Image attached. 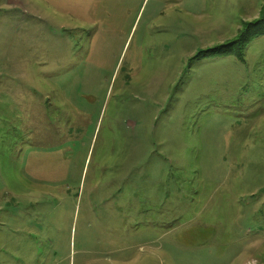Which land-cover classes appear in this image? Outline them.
<instances>
[{
  "label": "rangeland",
  "instance_id": "obj_1",
  "mask_svg": "<svg viewBox=\"0 0 264 264\" xmlns=\"http://www.w3.org/2000/svg\"><path fill=\"white\" fill-rule=\"evenodd\" d=\"M263 2L0 0V264H264Z\"/></svg>",
  "mask_w": 264,
  "mask_h": 264
},
{
  "label": "trees",
  "instance_id": "obj_2",
  "mask_svg": "<svg viewBox=\"0 0 264 264\" xmlns=\"http://www.w3.org/2000/svg\"><path fill=\"white\" fill-rule=\"evenodd\" d=\"M263 1V0H262ZM264 34V2L260 7L259 16L252 21H243L234 39L211 48L198 51V55L228 54L234 49L237 58L242 59V53L246 45L254 38Z\"/></svg>",
  "mask_w": 264,
  "mask_h": 264
},
{
  "label": "flooded vegetation",
  "instance_id": "obj_3",
  "mask_svg": "<svg viewBox=\"0 0 264 264\" xmlns=\"http://www.w3.org/2000/svg\"><path fill=\"white\" fill-rule=\"evenodd\" d=\"M83 36H90V30H88L87 27H83ZM89 40L92 41V37H90ZM89 48H90V47H88V49H86V51H84L85 54H84L82 60L80 61V64L82 65V67H83V66H84V67L87 66L89 63L93 64V63L91 62L92 59L89 57ZM75 49H76L75 52L79 51V48H78L77 46H76ZM87 52H88V53H87ZM86 56H87V57H86ZM73 68H74V67H73ZM73 68H70V71L73 72Z\"/></svg>",
  "mask_w": 264,
  "mask_h": 264
}]
</instances>
